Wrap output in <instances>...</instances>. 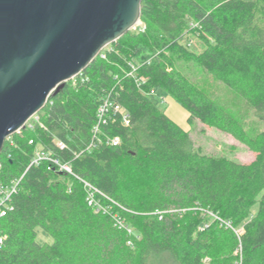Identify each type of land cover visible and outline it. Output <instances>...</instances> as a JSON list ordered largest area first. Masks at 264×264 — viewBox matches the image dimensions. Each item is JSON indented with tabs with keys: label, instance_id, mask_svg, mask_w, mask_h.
<instances>
[{
	"label": "trees",
	"instance_id": "1",
	"mask_svg": "<svg viewBox=\"0 0 264 264\" xmlns=\"http://www.w3.org/2000/svg\"><path fill=\"white\" fill-rule=\"evenodd\" d=\"M140 21L50 98L42 126L6 141L0 180L20 183L0 264H264V130L193 77L223 83L264 123V0H143ZM160 92L255 160L204 153L154 102ZM107 99L129 124L112 107L95 134ZM38 150L71 172L35 165Z\"/></svg>",
	"mask_w": 264,
	"mask_h": 264
},
{
	"label": "water",
	"instance_id": "2",
	"mask_svg": "<svg viewBox=\"0 0 264 264\" xmlns=\"http://www.w3.org/2000/svg\"><path fill=\"white\" fill-rule=\"evenodd\" d=\"M143 0H0V154L107 47L140 23Z\"/></svg>",
	"mask_w": 264,
	"mask_h": 264
},
{
	"label": "rangeland",
	"instance_id": "3",
	"mask_svg": "<svg viewBox=\"0 0 264 264\" xmlns=\"http://www.w3.org/2000/svg\"><path fill=\"white\" fill-rule=\"evenodd\" d=\"M140 25H142L141 22L137 27ZM136 28L132 31H135ZM192 39L194 40V43L191 49L193 48L200 52L205 48V45L200 44L197 39ZM193 77L208 86V88L213 91L214 98L222 106L229 111L236 112L239 117L243 118L246 122L247 130L251 133L256 134L264 130V123L260 122L254 114V111L248 106L247 102L237 94L233 93L223 83L216 81L202 70H195ZM152 99L174 122L190 132L195 146L201 148L204 153L216 156H228L245 164H249L255 160L256 154L233 136L216 128L203 125L197 120L193 123H189V114L178 103H172L173 100H169L165 93H157L152 96ZM175 105L179 106L182 110L177 109ZM43 114L44 110H42L37 116L41 117Z\"/></svg>",
	"mask_w": 264,
	"mask_h": 264
},
{
	"label": "built area",
	"instance_id": "4",
	"mask_svg": "<svg viewBox=\"0 0 264 264\" xmlns=\"http://www.w3.org/2000/svg\"><path fill=\"white\" fill-rule=\"evenodd\" d=\"M189 46H190V44H189ZM102 56H103V58H105L104 55H102ZM112 107L114 108L115 111L124 114V112L120 108V106H117V105L114 106L113 103L110 102L109 99L105 100L104 103L101 105V107L99 108V110L97 112L98 122H97V124L95 126V129H94V133L95 134L100 132V129H101L102 125H105V124L108 123L109 118H111V116L109 114V110ZM36 121H39L38 117L36 118ZM123 123L125 125L129 124V120H128V117L126 115H125ZM109 141L114 146H118L119 143H120L119 142V138H115V139H112V140H109ZM59 145L62 148L64 147V145L62 143H60ZM44 159H46V155L44 153L38 152L37 157L34 160V163L38 164L40 161H42ZM55 163L57 165H59V161L58 160H56ZM1 167H2V165L0 163V175H1V172H2ZM17 191H18V181L13 182L12 185H10V186H5V185H2L0 183V220H1V218H3L7 214V212L9 210H13V208H12V197H13V195L15 193H17ZM95 191H97V190H95L93 187L89 188V193L88 194H89V199H90V203L91 204L93 202H95L94 201V197H95L94 196V192ZM6 239H7V235L3 232V229H2V227L0 225V247L3 246V244L6 241Z\"/></svg>",
	"mask_w": 264,
	"mask_h": 264
},
{
	"label": "bare ground",
	"instance_id": "5",
	"mask_svg": "<svg viewBox=\"0 0 264 264\" xmlns=\"http://www.w3.org/2000/svg\"><path fill=\"white\" fill-rule=\"evenodd\" d=\"M141 22V21H140ZM137 27V26H136ZM105 50V49H104ZM103 50V51H104ZM102 51V52H103ZM101 52V53H102ZM100 53V54H101ZM73 80V79H72ZM71 81V80H70ZM69 82V81H68ZM67 82V83H68ZM66 83V84H67ZM65 84V85H66ZM52 96H54V95H52ZM51 96V97H52ZM50 97V98H51ZM50 98H49V100H50ZM49 100H48V102H49ZM48 102H47V104H48ZM47 104H46V106H47ZM46 108V107H45ZM44 108V109H45ZM43 109V110H44ZM42 111V110H41ZM40 111V112H41ZM39 112V113H40ZM39 113H37L36 115H34L26 124H25V127L23 128V129H25L26 128V126L28 125L30 128H34V126L36 125V124H40V126H42V124L40 123V117L39 116H37ZM39 118V121H36V118ZM32 126V127H31ZM23 129H21V130H19L17 133H19L20 131H22ZM17 133H15V134H17ZM14 134V135H15ZM13 135V136H14ZM12 137V136H11ZM11 137H9V138H7L6 139V141L7 140H9ZM6 141H5V143H6ZM33 142H31V144H32ZM60 144V143H59ZM5 145V144H4ZM59 147H60V145H59ZM4 148V147H3ZM62 148V147H61ZM64 148V147H63ZM62 148V149H63ZM38 152H40V153H44L45 155H46V159H44V160H42V161H40L38 164H35L34 163V160L36 159V157H37V154H38ZM2 153V152H1ZM34 160H33V163L35 164V165H39L40 163H42V162H44V161H49V162H52L53 164H55V165H57L56 163H55V161L57 160V159H53V158H51V156L47 153V152H45V151H41V150H38L37 151V153H36V156H35V158H34ZM59 161V160H58ZM0 163H1V165H2V167H1V169H2V172H1V175H0V178H2L3 179V164H2V162L0 161ZM60 169H62V170H65V171H67V172H71V170H70V168L68 167V166H65V165H62L60 162H59V165H57ZM15 181H18V186H19V183H20V180L19 179H14V180H12V181H9L8 183H5L4 182V180H3V182L0 180V183L2 184V185H5V186H10V185H12V183L13 182H15ZM18 191H19V187H18ZM18 191H17V193H18ZM17 193H15L14 195H16ZM14 195H13V197H14ZM13 197H12V199H13ZM2 219V218H1Z\"/></svg>",
	"mask_w": 264,
	"mask_h": 264
},
{
	"label": "crops",
	"instance_id": "6",
	"mask_svg": "<svg viewBox=\"0 0 264 264\" xmlns=\"http://www.w3.org/2000/svg\"><path fill=\"white\" fill-rule=\"evenodd\" d=\"M155 94H157V93H154L153 95H155ZM153 95H152V96H153ZM168 98H169V100H173L171 97H168ZM173 102L175 103L174 100L172 101V103H173ZM175 106H176V105H175ZM176 108H177V109H181L179 106H176ZM181 110H182V109H181ZM186 112H187V111H186Z\"/></svg>",
	"mask_w": 264,
	"mask_h": 264
}]
</instances>
